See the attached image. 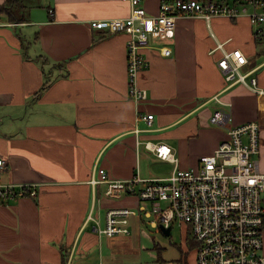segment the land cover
Masks as SVG:
<instances>
[{"label": "crops", "instance_id": "obj_1", "mask_svg": "<svg viewBox=\"0 0 264 264\" xmlns=\"http://www.w3.org/2000/svg\"><path fill=\"white\" fill-rule=\"evenodd\" d=\"M162 1L140 5L151 16ZM130 12L123 0H20L11 11L0 9V185L35 189L0 203V264H143L149 238L139 215L129 217L128 234L98 231L108 210L138 204L132 195H104L107 184L91 182L98 170L112 181L167 178L175 167H198L230 127L264 122L263 99L248 83L229 86L217 63L239 49L247 62L240 73L264 89V37L254 38L246 15L178 17L172 39H152L142 49L148 66L137 84L147 97L134 102L128 37L89 24ZM163 47L171 50L167 57ZM217 110L228 118L211 124ZM140 114L153 115L152 124ZM145 142L170 147L176 163Z\"/></svg>", "mask_w": 264, "mask_h": 264}, {"label": "built area", "instance_id": "obj_2", "mask_svg": "<svg viewBox=\"0 0 264 264\" xmlns=\"http://www.w3.org/2000/svg\"><path fill=\"white\" fill-rule=\"evenodd\" d=\"M123 1L130 5L129 16L89 24L92 30L106 35L128 37L125 50L128 94L134 102L147 97L137 84L139 70L148 66L142 49L148 48L152 39H172L178 17L196 16L208 21L212 17L235 19L246 15L254 38L264 37V0H165L160 3L158 13L151 16L141 7L140 0ZM159 51L164 57L171 53L168 47ZM217 63L229 86L248 83L251 91L264 101V89L257 85L256 77L239 71L247 63L239 49L224 52ZM152 118L150 114L138 116L148 125L152 124ZM226 118L223 111L217 110L209 120L218 124ZM226 134L228 139L212 154L199 158L198 167L184 170L175 167L167 178L141 180L134 176L112 181L104 169H99V178L91 182L106 183L104 195L109 199L132 195L138 204L133 209L108 210L106 226L98 231L108 236L128 234L129 217L144 215L154 229L159 224L165 228H171L173 222L187 224L197 244L195 264H264V170L259 158L264 147V122L230 127ZM144 147L156 152L158 158L176 163L170 147L150 142H145ZM5 166L6 161L0 158V169ZM28 195H35L33 185H0V203Z\"/></svg>", "mask_w": 264, "mask_h": 264}, {"label": "rangeland", "instance_id": "obj_3", "mask_svg": "<svg viewBox=\"0 0 264 264\" xmlns=\"http://www.w3.org/2000/svg\"><path fill=\"white\" fill-rule=\"evenodd\" d=\"M259 158L264 170V148H261ZM138 218V223L144 229L143 237L149 238L148 249L144 250L143 264H193L197 244L193 242L191 245L190 240H186L189 231L185 225L181 226L178 222H173L169 235H164L159 227L151 228L149 219L144 215H139ZM146 256L152 257L151 263L147 262Z\"/></svg>", "mask_w": 264, "mask_h": 264}, {"label": "trees", "instance_id": "obj_4", "mask_svg": "<svg viewBox=\"0 0 264 264\" xmlns=\"http://www.w3.org/2000/svg\"><path fill=\"white\" fill-rule=\"evenodd\" d=\"M20 0H6L5 2H4V4H2L1 6H0V9L1 10H3V9H8V10H12L13 9V7H14V5L17 3V2H19ZM165 1V0H164ZM13 6V7H12Z\"/></svg>", "mask_w": 264, "mask_h": 264}, {"label": "water", "instance_id": "obj_5", "mask_svg": "<svg viewBox=\"0 0 264 264\" xmlns=\"http://www.w3.org/2000/svg\"><path fill=\"white\" fill-rule=\"evenodd\" d=\"M164 235H169L171 228H165L162 224L158 226Z\"/></svg>", "mask_w": 264, "mask_h": 264}]
</instances>
